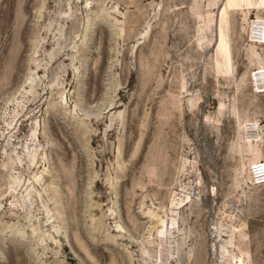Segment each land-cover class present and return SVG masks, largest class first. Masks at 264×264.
Returning <instances> with one entry per match:
<instances>
[{
  "label": "rangeland",
  "instance_id": "374dc122",
  "mask_svg": "<svg viewBox=\"0 0 264 264\" xmlns=\"http://www.w3.org/2000/svg\"><path fill=\"white\" fill-rule=\"evenodd\" d=\"M254 18L0 0V264H264Z\"/></svg>",
  "mask_w": 264,
  "mask_h": 264
},
{
  "label": "built area",
  "instance_id": "2783aa9c",
  "mask_svg": "<svg viewBox=\"0 0 264 264\" xmlns=\"http://www.w3.org/2000/svg\"><path fill=\"white\" fill-rule=\"evenodd\" d=\"M251 31L256 38L257 41H260L259 39L264 40V23L258 18H254L251 22ZM261 42V41H260ZM258 173H261V168L258 169Z\"/></svg>",
  "mask_w": 264,
  "mask_h": 264
},
{
  "label": "bare ground",
  "instance_id": "6f19581e",
  "mask_svg": "<svg viewBox=\"0 0 264 264\" xmlns=\"http://www.w3.org/2000/svg\"><path fill=\"white\" fill-rule=\"evenodd\" d=\"M260 20L262 21V23H264V19H260ZM259 40L263 41L262 39H259ZM257 74H258L257 78L259 79L260 85L263 86L264 85V71H262V72L258 71ZM252 129H253V127H252Z\"/></svg>",
  "mask_w": 264,
  "mask_h": 264
}]
</instances>
